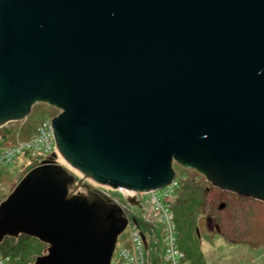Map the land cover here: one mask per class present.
Wrapping results in <instances>:
<instances>
[{"label": "water", "instance_id": "1", "mask_svg": "<svg viewBox=\"0 0 264 264\" xmlns=\"http://www.w3.org/2000/svg\"><path fill=\"white\" fill-rule=\"evenodd\" d=\"M36 103L85 178L146 192L176 163L264 201V0H0V127ZM127 223L55 162L0 202V244H47L33 264H111Z\"/></svg>", "mask_w": 264, "mask_h": 264}, {"label": "built area", "instance_id": "2", "mask_svg": "<svg viewBox=\"0 0 264 264\" xmlns=\"http://www.w3.org/2000/svg\"><path fill=\"white\" fill-rule=\"evenodd\" d=\"M52 118L49 117L43 120L30 138L1 146L0 167L25 156L31 160L36 159L38 161L37 165L43 162L66 164L67 162L65 163L62 160V155L56 144L52 129ZM54 154L56 156H53ZM73 171L76 180L82 178L84 181L93 182L96 184L95 186L111 188L90 178H85L74 169ZM176 188L178 186L174 179L163 188L146 192H136L123 188L114 189L126 194L127 204H122L115 198H107V200L116 202L122 207L123 214L128 219L127 226L124 229L128 231V235L126 238L121 237L124 231L119 235L112 264H193L186 258L185 252L180 247L177 239L175 214L172 207ZM78 190L82 191V188L79 187ZM102 193L107 194L104 191ZM102 193L100 194L102 195ZM102 196L106 199L104 195ZM134 208L141 210L148 225L152 226V228H149L151 234L147 235L138 222L133 220L134 215L132 212H134ZM0 264H14V262L9 255L0 252Z\"/></svg>", "mask_w": 264, "mask_h": 264}, {"label": "trees", "instance_id": "3", "mask_svg": "<svg viewBox=\"0 0 264 264\" xmlns=\"http://www.w3.org/2000/svg\"><path fill=\"white\" fill-rule=\"evenodd\" d=\"M3 127L2 138L4 140L15 139L17 128L15 130L13 126ZM36 129L37 126L28 129L25 139L33 136ZM37 163L36 159L33 160V166ZM208 184L184 178L179 183L177 193L173 198L172 207L175 214L178 243L185 252L186 258L193 264H201L198 261L203 258L200 248V230L197 225V218L201 214L206 213L209 218L208 224L211 222L215 224L225 239H231L233 242L240 239L241 242H252V240L264 242V233L260 231L263 224L259 223L260 220L255 213L258 202L254 199H244L243 196H235L236 194L232 192L222 191ZM213 191L219 193L220 199L225 198L226 194L235 197L225 199L223 209H220L221 202L207 211V206L214 195ZM46 246V243L33 236L20 234L17 237L6 236L0 244V252L9 255L14 264H30L37 256L43 254Z\"/></svg>", "mask_w": 264, "mask_h": 264}, {"label": "rangeland", "instance_id": "4", "mask_svg": "<svg viewBox=\"0 0 264 264\" xmlns=\"http://www.w3.org/2000/svg\"><path fill=\"white\" fill-rule=\"evenodd\" d=\"M58 112L59 109L53 106L47 105L45 103H36L33 106L32 112L28 117L23 120L10 121L4 125L13 126L15 127V130L17 128L15 132V139L4 140L2 138V131L4 130V127H0V147L4 145L14 144L18 141L25 139L28 129L33 128L34 126H38L43 120L55 116ZM63 166H65L72 173L74 172L73 168H71L67 163ZM33 167V160H31L27 156L17 158L12 163L0 167V202L8 196V194L15 188L17 183L21 180V178ZM174 167L176 170L175 181L177 183V186L184 178H191L195 182L199 181L201 183H209L203 175H201L195 170L185 168L176 163ZM84 183L88 184L89 188L93 191H98V193H102L103 191L106 192L107 194L102 193V195L106 197V200L107 198H115L122 204H127L125 196L126 194H124L125 192L123 193L120 190H114L108 187H98L95 186L96 184L89 180H85ZM209 184L213 186L211 183ZM209 184L208 186H210ZM213 194L214 195L211 198V202L207 206V211L213 205H219L221 202L223 203L225 199L233 198L235 196H242L238 194L235 195V193V196L226 194L225 198L220 199V195L218 192L213 191ZM243 197L244 199L246 198L248 200L254 199L250 197L248 198L246 196ZM254 200L258 202V206H256L255 213L256 215H258L257 218L258 220H260L259 223L262 222L263 224L260 231L264 233V203L257 199ZM133 210V220L135 222H138L139 226L142 227L143 230H145L147 235L151 234L149 228H152V226L150 224L148 225L146 218L141 213L142 211L137 210L136 208H134ZM207 219L208 217L206 213L199 215L197 218V225L200 230L201 236L200 248L201 252L203 253L202 260H199L198 262H201V264H264V242L262 240H252V242H241L242 240L240 239L237 240V242H233L231 241V239H225L223 235L219 233V230L217 229L216 225L212 222L208 224L209 219ZM127 235L128 231L124 230L121 237L126 238ZM46 250L47 246L43 251V254L46 252ZM34 262L35 260H33V262L30 264H33Z\"/></svg>", "mask_w": 264, "mask_h": 264}, {"label": "flooded vegetation", "instance_id": "5", "mask_svg": "<svg viewBox=\"0 0 264 264\" xmlns=\"http://www.w3.org/2000/svg\"><path fill=\"white\" fill-rule=\"evenodd\" d=\"M221 190H222V189H221ZM222 191H225V190H222ZM229 192H230V191H229ZM235 194H236V193H235ZM238 195H239V194H238ZM224 206H225V204H224V203H222V205H221L220 209H221V208H223ZM208 219H209V218H208ZM208 219H207V220H208ZM198 232H199V230H198Z\"/></svg>", "mask_w": 264, "mask_h": 264}, {"label": "bare ground", "instance_id": "6", "mask_svg": "<svg viewBox=\"0 0 264 264\" xmlns=\"http://www.w3.org/2000/svg\"><path fill=\"white\" fill-rule=\"evenodd\" d=\"M62 160H64V158L62 157ZM64 162H66L65 160H64Z\"/></svg>", "mask_w": 264, "mask_h": 264}]
</instances>
